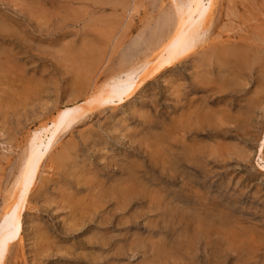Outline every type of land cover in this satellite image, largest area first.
<instances>
[{
  "label": "rangeland",
  "instance_id": "obj_1",
  "mask_svg": "<svg viewBox=\"0 0 264 264\" xmlns=\"http://www.w3.org/2000/svg\"><path fill=\"white\" fill-rule=\"evenodd\" d=\"M176 16L170 0H0V220L33 135ZM210 16L195 54L60 136L1 264H264V0Z\"/></svg>",
  "mask_w": 264,
  "mask_h": 264
},
{
  "label": "bare ground",
  "instance_id": "obj_2",
  "mask_svg": "<svg viewBox=\"0 0 264 264\" xmlns=\"http://www.w3.org/2000/svg\"><path fill=\"white\" fill-rule=\"evenodd\" d=\"M177 22L168 37L144 58L134 62L119 74L110 77L91 93L83 107L66 108L57 113L50 127L36 132L26 152L22 169L12 190V204L0 220V264L9 249L19 242L22 219L30 193L34 189L41 166L53 150L60 136L69 132L91 109L120 105L130 100L150 74L157 75L167 67L196 53L213 8L214 0H170ZM210 31V30H209ZM264 137L261 141L257 164L264 171Z\"/></svg>",
  "mask_w": 264,
  "mask_h": 264
}]
</instances>
